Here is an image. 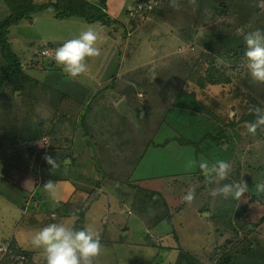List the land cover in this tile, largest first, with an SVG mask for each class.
Listing matches in <instances>:
<instances>
[{
    "label": "rangeland",
    "instance_id": "1",
    "mask_svg": "<svg viewBox=\"0 0 264 264\" xmlns=\"http://www.w3.org/2000/svg\"><path fill=\"white\" fill-rule=\"evenodd\" d=\"M87 1L100 4V0ZM137 1L106 0L107 23L77 15L60 18L48 8L10 26L11 47L25 74L36 82L14 92L11 79L0 92V264H46L45 252L31 245L32 237L46 226L44 211L57 206L58 198L67 199L74 188L86 195V226L100 234L105 229L109 239L96 264H186L194 255L202 264H264V220L255 232L238 238L229 255L220 257L216 247L225 241L228 248L234 243L227 240L225 230L214 239L223 227L228 199L209 194L215 185L205 183L198 167L186 168L189 160L206 157L197 154L192 144L181 143L184 138L199 144L191 131L192 117L174 114L181 82L206 53L204 46L210 40L227 54V59L217 56L213 65L227 67L234 77L242 72L246 77L239 76L237 86L232 84L241 95L239 104L264 108V84L251 81L246 58L234 64L226 52L244 43L245 34L264 31V0H180L179 10L171 8L169 0H157L144 13L131 14L130 9L142 0ZM10 14L6 1L0 0V22ZM224 21L234 25V31L228 30L230 36H223L227 35L220 28ZM88 28L98 33L102 54L86 58L89 72L73 79L56 66L55 50ZM155 34L159 48L153 47ZM6 66L0 51V72ZM204 91L203 97L211 96L206 92L214 95L216 105L201 98V112L215 119L216 111L225 114L219 89ZM231 114L240 117L237 107ZM245 123L242 118L235 124L226 122V137L220 141L225 147L233 145L225 160L232 172L222 183L243 180L248 186L234 203L236 209L242 197L256 198L254 194L264 206V192L255 187L264 183V127L253 136ZM204 124H198L202 132L213 130ZM40 131L45 148L40 140H27ZM28 147H34V152ZM4 152L20 156L14 158L17 168L5 161ZM46 153L59 164L53 170L43 159L40 165L41 173L56 182V200L45 193L40 208H32L39 205L37 197L44 190L43 185L36 188L38 178L31 167L21 170L26 164L23 157L32 159L34 166L35 159ZM60 182L64 189L59 188ZM189 189L196 192L191 205L182 200ZM99 192L100 198L95 199ZM260 211L263 216L264 209ZM69 220L73 222L72 217ZM9 244L22 245L28 254L11 252Z\"/></svg>",
    "mask_w": 264,
    "mask_h": 264
},
{
    "label": "trees",
    "instance_id": "2",
    "mask_svg": "<svg viewBox=\"0 0 264 264\" xmlns=\"http://www.w3.org/2000/svg\"><path fill=\"white\" fill-rule=\"evenodd\" d=\"M7 5L10 7L11 14L5 18L2 22H0V51L4 58L7 61V66L3 69V71L0 72V92L4 84L8 80H13L14 83V92L19 90H25L26 86H32L33 83L36 81L25 74V72L22 69V62L19 57V55L13 51V48L11 47V43L8 39V32L10 26L13 24H16L20 22L25 16H29L32 13H35L40 10L53 8L56 11V16L60 18L77 15L80 17L86 18L90 22L94 21H101L103 23L108 22V16L105 8L106 0H100V4H95L87 0H47L43 3H38L36 0H5ZM141 0H138L139 2ZM227 6V5H226ZM154 7V6H153ZM226 10V9H225ZM95 12V13H94ZM224 17L226 14L223 11L222 14ZM221 29L223 28L227 35L223 34V36H230L228 30H233L234 26L231 23H226L225 21L221 24ZM206 53H203L202 56L193 64L194 69L193 71L188 75H186L187 78L186 81L182 80L181 82V89L179 90V93L177 94V99L175 102V107H177L176 112L174 111L175 115L181 114L184 112L187 114V116L192 117V124L194 126V129H191V131L194 134V138H199V144L197 143H190L189 140L186 139V141L181 139V143L187 142L189 144H192L191 146L195 149V152L197 154H203L206 157V160L209 162H214L216 160H226L228 157L226 155L229 152V149L233 147V145L230 143L226 147L221 143V138L226 137L224 133L227 132V130L224 127V124L228 122L226 125H230L231 123L235 124L236 122H239L242 118L245 122H252L254 121L253 117L254 115L251 113H247V106L249 107L251 104H239V98L241 97L238 90H234L233 85H236L240 82L239 76L241 79H245L246 77L243 75L244 73H240L238 77L232 76L230 73H228L229 69L227 67H219L214 66L213 62L214 59L217 58V56H222V58H225L226 53L223 52V50L217 48L216 41H211L210 44L207 46ZM244 51H245V43H241L240 45L236 46L234 49H231L230 51H226L230 53L229 60L233 61V63H239L244 60ZM227 59V58H225ZM214 71H213V70ZM217 69V70H215ZM31 82V83H30ZM237 83V84H236ZM221 84H224L221 86ZM230 84V87L226 86ZM209 89H212L214 86L219 89V97L222 99V101L225 102L224 108L226 109L225 114L222 115L219 111H216L215 116L217 119L211 117L210 115L206 117L205 112H201V98L209 99L210 103H212V106L216 105L211 99V96L214 97L213 94L208 93L211 95L210 97H203L202 90L206 89L207 87ZM226 86V87H223ZM32 88V87H30ZM225 88V89H224ZM202 89V90H201ZM205 92V91H204ZM217 94V93H216ZM215 99V98H214ZM232 107H237V113H240V117H233L231 114ZM255 107L251 105L250 108ZM197 108V110H196ZM218 109V108H217ZM229 110V111H228ZM244 110V111H242ZM169 112V111H168ZM172 112V111H171ZM197 112V113H196ZM211 112V111H210ZM244 112V115L243 113ZM169 113H166L165 120H168ZM243 115V116H242ZM229 118V121L225 118ZM172 119V118H171ZM176 118L174 117L173 120ZM197 121H199L197 123ZM205 123L204 125L210 126L213 130H210L209 132H202V126L199 127V123ZM207 129V128H206ZM205 129V130H206ZM217 130L214 133L213 131ZM226 131V132H225ZM41 131L39 133H36V135L33 136H27V140L31 141L32 139L38 140L42 135ZM26 140V139H25ZM2 142V141H1ZM0 142V145L2 143ZM203 145H202V144ZM33 147L27 148L30 152L33 150L31 149ZM45 148V146H43ZM34 152V151H32ZM41 153V152H40ZM4 157L7 159V161L11 162L13 167L17 166L16 159L20 157L15 156L14 154H7L4 152ZM28 159L27 157H25ZM23 158L21 157L20 160ZM202 158L199 159V161ZM28 161V160H27ZM8 162V163H9ZM7 163V164H8ZM23 163H26L24 160ZM27 167H31V163L23 164L22 169H26ZM33 170L34 168L31 167ZM2 173L7 174V170L3 169ZM197 174L198 170H197ZM245 194V193H244ZM254 197H242V200L240 202V205L237 206V209L235 208L234 203L238 201L237 199H234L230 197V200L228 198V203L226 205L225 210L227 211L224 215V223L223 227L216 230L214 239L217 241L218 237L223 235H218L219 233H222L224 230V235L228 236V241H233L234 243L230 244V249L226 247L229 242L225 241L223 245L217 246L216 250L220 254V257H224L226 255L230 254V251L235 246L236 241L239 240L238 238H245V236L252 234L255 232V228L264 220V215H261L262 209H264L259 202L257 196L254 194ZM229 203H233L232 206L229 207ZM77 215V219L74 221V227L76 229H83L86 227L85 223V209L81 207L80 212L78 213L77 210L73 211ZM72 212V213H73ZM228 214V215H227ZM234 216V217H233ZM262 216V217H261ZM59 218V217H58ZM222 231V232H220ZM232 231L234 234L232 235ZM242 232V234H240ZM238 233L241 236H238ZM106 237V241H108V237L105 233V230L103 232V238ZM105 241V242H106ZM101 242L104 245L105 242H103L101 238ZM227 242V245H226ZM9 250L13 253H22L24 255L28 254V251L26 249L21 248L20 245L12 246V244H9ZM216 251V252H217ZM223 255V256H222ZM212 258V256H211ZM188 262L186 264H202V261L197 256H190L187 260ZM210 262V261H209ZM182 264V263H181ZM204 264V263H203ZM207 264V263H206Z\"/></svg>",
    "mask_w": 264,
    "mask_h": 264
},
{
    "label": "clouds",
    "instance_id": "3",
    "mask_svg": "<svg viewBox=\"0 0 264 264\" xmlns=\"http://www.w3.org/2000/svg\"><path fill=\"white\" fill-rule=\"evenodd\" d=\"M169 6L175 10L181 8L180 0H169ZM49 11H53L49 9ZM99 35L92 28L82 32L78 38L70 39L56 48L54 62L73 79H77L89 72L86 58L100 57L102 52L98 44ZM246 67L253 83L264 84V31L259 29L244 35ZM255 119L246 122L248 134L255 135L258 128L264 127V108L255 106L249 109ZM43 147L46 143L39 142ZM43 159L53 170L59 167L57 159L50 154H45ZM199 169L204 176L205 183L215 185L210 191L212 197L222 196L224 199L232 197L239 200L248 191V186L243 180L233 183H222L227 180L232 172V165L225 160L209 162L189 160L186 168ZM256 189L264 192V183L257 184ZM44 192L56 200V182L49 180L43 184ZM196 199L194 189H189L182 200L191 205ZM73 222L77 219L72 213ZM34 248L42 249L46 254V264H96L97 258L104 251L100 234L91 226L76 229L74 223H49L38 229L31 240Z\"/></svg>",
    "mask_w": 264,
    "mask_h": 264
},
{
    "label": "crops",
    "instance_id": "4",
    "mask_svg": "<svg viewBox=\"0 0 264 264\" xmlns=\"http://www.w3.org/2000/svg\"><path fill=\"white\" fill-rule=\"evenodd\" d=\"M223 2V1H222ZM137 3V2H136ZM129 4V3H128ZM210 42H211V40H210ZM160 45H161V42L158 44V48L160 47ZM201 47V46H200ZM200 57H198V59H199ZM197 59V60H198ZM184 80V82L186 81V79H183ZM38 140H40L41 142H43L40 138L38 139ZM88 141L90 142V139H88ZM49 142V141H48ZM44 143V142H43ZM96 145V144H95ZM46 146V145H45ZM90 146H92L93 147V145L90 143ZM91 147V148H92ZM29 148V147H28ZM90 148V149H91ZM33 149H34V147H33ZM43 153H45V151L43 152ZM89 153H91V154H89V156H91L92 155V152L90 151ZM7 154H9V153H7ZM13 155V154H12ZM45 155V154H44ZM44 155H43V157H44ZM43 157L41 158V159H35V165L33 166V160L32 159H26L25 157H23L24 158V160L26 161V163H32L31 164V167H33L34 169V174H36V177L38 178V185H36V188H38L39 186H42L45 182H47V181H49V179L48 178H46L42 173H41V167L43 166V164H44V161H43V163H42V160H43ZM28 160V161H27ZM72 160V159H71ZM5 161H7V159H5ZM67 163H69V161H68V159L65 161V164H67ZM42 164V166H40ZM16 168H17V166H16ZM21 170H23V169H21ZM41 174L43 175V176H41ZM35 188V189H36ZM59 188H61V189H64L63 188V185H62V182H60V184H59ZM119 189H121V187H118ZM125 189H127L126 187H124V191H125ZM102 190V188L100 189V191ZM103 191V190H102ZM101 191V192H102ZM101 192H99L96 196H95V199L97 198V199H99L100 198V196H101ZM34 197V196H33ZM39 197V198H38ZM38 197H37V201L39 202V205H37V203H36V205L34 206L33 204H32V208H37V209H39L40 208V206L42 205V203L44 202V200H45V192H43L42 193V195H38ZM36 198V197H35ZM35 198H33V199H35ZM95 199H93V200H90V204L91 203H93L94 202V200ZM27 200H28V198H27ZM53 200V199H52ZM57 203H58V205L57 206H51L50 208H48V209H46L45 211H44V217L42 218V219H46V220H44L43 221V223H45L46 225L47 224H49V223H52V222H55V223H69V217H72V212L73 211H76L77 210V212L79 213L80 212V210H81V207H83L84 209H85V213H86V211H87V208H85V206H83V203L84 202H87L86 201V195L84 194V193H82L81 191H80V189H78V188H74L73 189V191H72V193L71 194H69V197L67 198V199H65V200H62V199H57V201H56ZM80 204V205H79ZM31 206V205H30ZM34 206V207H33ZM124 205L121 207V210H122V212L124 211L123 209H124ZM26 209H28L27 207H25ZM85 215V214H84ZM59 217V218H58ZM85 220H86V218H85ZM36 221H38V220H36ZM75 221V220H74ZM72 223H74V222H70L69 224H72ZM85 223H86V221H85ZM104 230L105 229H103V231H102V233L100 234V238H102V240H103V242H105L106 241V237H104L103 238V232H104ZM109 240V239H108ZM20 245V244H19ZM21 247H22V245H20ZM25 249V248H24ZM44 256H46V254L44 255Z\"/></svg>",
    "mask_w": 264,
    "mask_h": 264
},
{
    "label": "built area",
    "instance_id": "5",
    "mask_svg": "<svg viewBox=\"0 0 264 264\" xmlns=\"http://www.w3.org/2000/svg\"><path fill=\"white\" fill-rule=\"evenodd\" d=\"M157 0H142L141 2H139L135 7V9H130V13L133 14V12L136 11V13H144L146 10H149L151 8H153V4L157 3ZM47 50H44V53H46ZM47 142V140L45 141Z\"/></svg>",
    "mask_w": 264,
    "mask_h": 264
},
{
    "label": "water",
    "instance_id": "6",
    "mask_svg": "<svg viewBox=\"0 0 264 264\" xmlns=\"http://www.w3.org/2000/svg\"><path fill=\"white\" fill-rule=\"evenodd\" d=\"M30 1H31V0H30ZM156 34H157V33H156ZM156 34L154 35V39H155V40L152 41V43H153V47H154V48H156V47L158 46V44H159L158 37H155ZM160 34H161V33H160ZM157 41H158V42H157ZM121 106L124 108L123 102L121 103ZM123 108H122V109H123ZM125 108H126V105H125ZM127 111H129V110H127Z\"/></svg>",
    "mask_w": 264,
    "mask_h": 264
}]
</instances>
